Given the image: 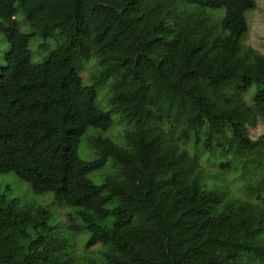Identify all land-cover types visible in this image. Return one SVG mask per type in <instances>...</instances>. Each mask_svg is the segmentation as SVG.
<instances>
[{
  "label": "trees",
  "instance_id": "1",
  "mask_svg": "<svg viewBox=\"0 0 264 264\" xmlns=\"http://www.w3.org/2000/svg\"><path fill=\"white\" fill-rule=\"evenodd\" d=\"M257 7L0 0L10 44L0 73V173L71 207V229L89 233L86 251L99 246L100 257H76L67 237L52 236L48 206L0 191V264H264V180L232 189L225 179L264 154V133H254L264 126V52L244 42ZM20 12L29 33L18 28ZM33 36L41 54L55 43L43 61L32 60ZM91 62L97 73L85 79ZM114 114L130 126L121 143L100 134L113 130ZM90 130L95 159L87 160L79 147ZM108 162L94 182L89 175Z\"/></svg>",
  "mask_w": 264,
  "mask_h": 264
},
{
  "label": "rangeland",
  "instance_id": "2",
  "mask_svg": "<svg viewBox=\"0 0 264 264\" xmlns=\"http://www.w3.org/2000/svg\"><path fill=\"white\" fill-rule=\"evenodd\" d=\"M248 19L250 23V30L247 33L244 42L247 45L252 46L253 48L259 50L260 52H264V0H258V7L255 10L249 11ZM18 28L22 32H30V27L28 23L25 21L23 13L20 12L16 17ZM4 25H6L2 19H0V73L2 68L6 65V53L10 49V44L7 40L6 34L4 32ZM43 40L40 37L33 36L30 42V48L32 50V60L33 61H43L48 57L49 51L55 48V43L50 45V48L45 53L41 54L38 49L39 43ZM54 40L49 38L44 41L48 44H51ZM97 73V67L93 64V62L86 64L83 76L85 79L88 78L91 74ZM103 88L106 89V86L103 85ZM98 97L97 103L100 108L103 110H108L109 105L107 102V94L106 91H102V87L97 88ZM107 94V95H106ZM113 119L115 125L113 130H109V132H104L101 135L112 137L118 142H122L121 135L127 127H130L125 122H121L120 116L117 114L113 115ZM93 129V128H91ZM254 133H264V126H260L254 130ZM97 134L95 130H90L87 136H83L80 147H79V155L87 160L95 159V155L89 151L87 137L89 135ZM194 154V153H193ZM202 158V162L205 165L206 169L211 172H215L217 170L215 165L211 164L206 160V156L203 154H199ZM264 154L259 155V159L263 158L260 161V164L252 163L244 164L237 168H233L231 173H226L225 179L229 185H231L232 189H235L238 183L247 184H255L258 181L264 180ZM109 163L103 167L101 170L94 171L89 175V177L96 183H101L102 176L110 171ZM216 174L212 175V179H216ZM0 191L5 192V196L8 199L17 198L22 203H35L48 206L51 209L53 216L50 220V226L52 227L51 235L54 236H65L69 239L70 243L68 246V250L71 254L79 257L81 259H87V256H91L96 259H100L97 250L99 246L93 247L89 251H86V242L89 238V233L82 231H74L71 229L70 224L72 221V217L69 213L72 210L69 206L58 205L57 202L54 201L53 194L51 192L38 194L33 191L31 185L28 181L20 178L15 172L8 173H0ZM75 222L78 224H82V221L79 217L76 216Z\"/></svg>",
  "mask_w": 264,
  "mask_h": 264
}]
</instances>
